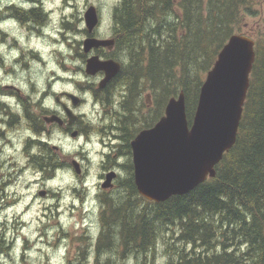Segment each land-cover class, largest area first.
I'll list each match as a JSON object with an SVG mask.
<instances>
[{
    "label": "trees",
    "instance_id": "trees-1",
    "mask_svg": "<svg viewBox=\"0 0 264 264\" xmlns=\"http://www.w3.org/2000/svg\"><path fill=\"white\" fill-rule=\"evenodd\" d=\"M255 8L254 0H120L112 57L122 62L116 80L126 91L130 137L154 125L181 91L191 124L206 72L229 37L244 33V16ZM255 39L237 139L216 175L161 202L140 195L133 179L125 182L126 190L103 202L93 264H156L160 240L166 264H264V30ZM146 91L154 101L149 118ZM82 239L66 264H87L92 243Z\"/></svg>",
    "mask_w": 264,
    "mask_h": 264
},
{
    "label": "rangeland",
    "instance_id": "rangeland-1",
    "mask_svg": "<svg viewBox=\"0 0 264 264\" xmlns=\"http://www.w3.org/2000/svg\"><path fill=\"white\" fill-rule=\"evenodd\" d=\"M44 3L52 36H30L18 23L11 21L5 25L9 35L0 46L10 57L0 74L17 85L24 77L23 88L33 101L38 100L45 89L68 87L70 72L63 69L74 72L85 66L80 53L86 37L83 17L88 7L96 6L101 15L102 25L97 36L110 37L116 26L114 9L120 0H44ZM254 5L256 10L244 16L242 27L244 34L257 37L264 30V0H254ZM151 100L149 97L150 105ZM94 107L93 102L87 105L93 118L98 111ZM98 109L101 111L99 106ZM60 137L57 133L55 139ZM91 137L93 144L85 145L91 157L85 178L81 179L75 170L70 169H58L49 179L41 175L44 181L32 179V175L26 176L25 184L20 186L23 188L20 204L0 214V264H66L69 259H76L78 246L85 242L80 237L84 236L87 242L92 243L87 248L85 259L87 264H93L92 239L99 235L103 202L110 198L112 192L98 191L97 174L101 169L98 152L102 146L99 144L100 136L94 134ZM62 140V154L74 153L85 143L83 139L71 140L63 136L61 145ZM39 189L51 190L52 193L42 196ZM155 255L156 264H166L168 254L163 240L159 241Z\"/></svg>",
    "mask_w": 264,
    "mask_h": 264
},
{
    "label": "flooded vegetation",
    "instance_id": "flooded-vegetation-1",
    "mask_svg": "<svg viewBox=\"0 0 264 264\" xmlns=\"http://www.w3.org/2000/svg\"><path fill=\"white\" fill-rule=\"evenodd\" d=\"M0 2V46L9 35L5 25L11 21L18 23L30 36L53 35L51 25H47L49 13L44 0ZM99 16L100 23L93 33L96 35L102 25L100 13ZM84 33L85 36L90 35L85 28ZM110 37L115 38L114 33ZM114 49L115 45L111 48L100 47L90 54L81 52L80 56L84 58L85 64L88 56L93 53L104 59H115L112 57ZM33 55L35 58L38 57L36 53ZM9 60V55L0 48V72ZM63 70L70 72L67 76L68 87L61 90L45 89L36 101L25 92L24 77L20 79L22 83L17 85L5 80L0 74V214L9 212L20 204L23 199V188L20 186L25 184L27 175H32V179L37 181H44L53 176L58 169L63 171L70 169L75 170L81 179L85 178L91 162L85 145L93 144L91 136L94 134L100 136L99 144L102 146L101 152H98L101 157V169L97 174L98 191L112 192L113 197L126 190L123 186L125 182L135 180L131 141L146 127L136 130L130 137L128 131L133 128V124L129 119L131 116L126 102L123 100L126 91L116 80L117 74L102 85V80L106 76L103 70L95 74L87 73L85 66L78 67L74 72L66 68ZM149 97H151L149 92H142L143 110L146 108L148 118L154 107L153 99L151 105L149 104ZM90 102H93L94 108L98 110L96 115L94 112L92 114L95 118L90 116L87 109ZM55 115L59 119L53 121L46 119ZM57 133L61 135L59 139H55ZM63 136L71 140L83 139L85 143L74 153L62 154L64 146L63 140L62 145L60 141ZM44 148L50 149L51 155H44ZM75 160L79 163L80 172H77L74 166ZM111 172L115 174L112 185L104 188L102 184ZM41 175L44 179L40 178ZM44 190L45 196L52 193L51 190ZM99 192L97 196L100 195Z\"/></svg>",
    "mask_w": 264,
    "mask_h": 264
},
{
    "label": "water",
    "instance_id": "water-1",
    "mask_svg": "<svg viewBox=\"0 0 264 264\" xmlns=\"http://www.w3.org/2000/svg\"><path fill=\"white\" fill-rule=\"evenodd\" d=\"M85 22L88 31L93 32L99 23L95 6L85 12ZM114 43L113 38L88 36L83 50L89 53L101 46L111 48ZM255 47L252 37L231 35L206 74L191 125L185 93L181 91L169 99L158 122L142 129L131 141L135 184L142 196L161 202L188 193L216 175V165L237 139L256 60ZM85 69L90 74L105 71L103 85L118 74L121 63L93 54L87 58ZM46 119L59 118L55 115ZM74 166L80 172L78 161H74ZM114 175V172L107 175L104 188L112 185ZM45 193L40 191L41 195Z\"/></svg>",
    "mask_w": 264,
    "mask_h": 264
}]
</instances>
